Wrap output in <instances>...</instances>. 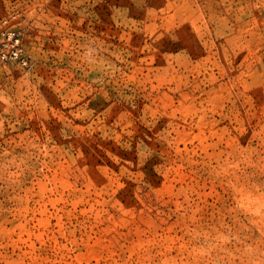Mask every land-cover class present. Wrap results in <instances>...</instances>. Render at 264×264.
<instances>
[{
    "label": "rangeland",
    "instance_id": "rangeland-1",
    "mask_svg": "<svg viewBox=\"0 0 264 264\" xmlns=\"http://www.w3.org/2000/svg\"><path fill=\"white\" fill-rule=\"evenodd\" d=\"M0 264H264V0H0Z\"/></svg>",
    "mask_w": 264,
    "mask_h": 264
},
{
    "label": "built area",
    "instance_id": "built-area-1",
    "mask_svg": "<svg viewBox=\"0 0 264 264\" xmlns=\"http://www.w3.org/2000/svg\"><path fill=\"white\" fill-rule=\"evenodd\" d=\"M16 21V14L0 19V61L15 60L27 64L28 58L21 43L20 30Z\"/></svg>",
    "mask_w": 264,
    "mask_h": 264
}]
</instances>
